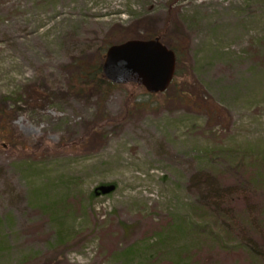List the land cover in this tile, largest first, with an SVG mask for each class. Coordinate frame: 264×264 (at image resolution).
Here are the masks:
<instances>
[{
  "label": "rangeland",
  "instance_id": "obj_1",
  "mask_svg": "<svg viewBox=\"0 0 264 264\" xmlns=\"http://www.w3.org/2000/svg\"><path fill=\"white\" fill-rule=\"evenodd\" d=\"M145 34L179 52L167 92L66 94ZM0 110V264H264V0H0ZM204 178L236 196L224 244Z\"/></svg>",
  "mask_w": 264,
  "mask_h": 264
},
{
  "label": "water",
  "instance_id": "obj_2",
  "mask_svg": "<svg viewBox=\"0 0 264 264\" xmlns=\"http://www.w3.org/2000/svg\"><path fill=\"white\" fill-rule=\"evenodd\" d=\"M175 63L174 51L163 45L159 37L129 39L106 49L101 70L114 84L133 83L156 94L168 88L174 77Z\"/></svg>",
  "mask_w": 264,
  "mask_h": 264
},
{
  "label": "trees",
  "instance_id": "obj_3",
  "mask_svg": "<svg viewBox=\"0 0 264 264\" xmlns=\"http://www.w3.org/2000/svg\"><path fill=\"white\" fill-rule=\"evenodd\" d=\"M153 36H159V35L154 34ZM128 38L130 39L135 37L130 36ZM148 38H152V35L145 34V36L142 37V39H148ZM166 46L168 48L173 49L176 54V70H175L174 79L171 83L172 85L175 82L176 76H179L180 73V69L178 67L180 61V55L179 52L172 45L166 44ZM72 66L74 68V71L73 74L71 75L68 89L66 91L67 95L76 98H80L83 96L86 97L87 95L96 96L97 101L101 104L108 97L105 94L108 91H111V89L117 87V85L110 83L103 77L101 68L98 64L95 65L83 64V62L79 61L77 63L75 62ZM167 90L165 92H167ZM10 122L11 120H9V112L0 110V123L5 124ZM204 185L206 188V192L204 194L206 196L204 201L199 200L198 204L200 205L201 203V205L203 206L205 216L209 217L210 213H212L213 216L216 217L218 216L220 227L217 231H213L211 228H209L208 231L206 232L202 230L203 232L201 234L197 231L196 237L197 239H202L203 237H207L211 241H217L221 244H224L226 242V238L230 236L229 232L233 228H237L236 224L243 226L242 220L240 218H236V215L232 211H229L236 196H234V194L232 193V191H230V188L228 186H224L222 187V189L217 190L216 187L214 186L215 184L210 183L209 180L207 181L206 178H204ZM100 193L101 191L99 190V188L95 187L92 190L91 195L93 194L96 196ZM196 229H198V227L195 228V230ZM175 264H184V263L175 261Z\"/></svg>",
  "mask_w": 264,
  "mask_h": 264
}]
</instances>
